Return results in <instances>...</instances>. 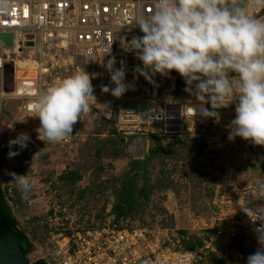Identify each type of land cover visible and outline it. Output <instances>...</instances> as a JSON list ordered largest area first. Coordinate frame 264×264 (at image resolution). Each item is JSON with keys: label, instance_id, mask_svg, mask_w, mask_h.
<instances>
[{"label": "rangeland", "instance_id": "1", "mask_svg": "<svg viewBox=\"0 0 264 264\" xmlns=\"http://www.w3.org/2000/svg\"><path fill=\"white\" fill-rule=\"evenodd\" d=\"M12 57L15 63L8 65L16 68V87L21 76L17 69L22 74L31 70L36 74L39 56L26 53ZM63 59L58 74L49 76L48 83L84 73L97 100L68 141L46 143L32 136L21 126L23 96L0 89V180L12 212L33 247L51 231L93 229L109 223L174 230L186 243L203 244L213 231L223 197L264 212V145L240 137L228 139L237 101L215 110L217 116L189 123L190 131L183 133L164 134L161 123L121 129L114 117H106L99 109L102 87L113 88L108 70L88 63L75 52L64 53ZM18 60L25 64L23 68L16 66ZM162 78L158 96L179 97L184 108L204 103L185 90V83L178 88L176 71ZM25 91L29 95L36 89ZM143 97L141 92L126 91L119 98ZM20 133L30 136L27 147L13 145L10 149L9 140ZM10 150L19 154L10 158ZM13 173L28 174L34 180L26 196L12 181ZM133 180L134 202L117 220L114 205ZM33 247L28 257L34 264ZM231 247L232 243L223 249L232 257ZM211 264L221 263L214 259Z\"/></svg>", "mask_w": 264, "mask_h": 264}, {"label": "built area", "instance_id": "2", "mask_svg": "<svg viewBox=\"0 0 264 264\" xmlns=\"http://www.w3.org/2000/svg\"><path fill=\"white\" fill-rule=\"evenodd\" d=\"M152 11V0H0V33L14 35L13 48H5L0 39V57L4 60L0 65L1 75L5 65L15 63L12 56L37 54L38 93L49 85V76L58 74L64 53L75 52L88 63L103 67L114 56L116 68L123 62L125 83L134 85V89L128 91L141 92L144 97L135 100L114 97L109 105L107 100L113 96L101 91L99 109L106 117H114L121 129H142L161 123L164 134L190 131L189 123L204 117L200 111L212 110L210 105L191 104L184 108L179 97L158 96L163 75L149 72L150 79L141 75L136 69L144 66L136 53L125 51L121 45L123 38L131 40L144 35L136 25V16L141 13L147 16ZM255 15L264 20V9H256ZM29 43L33 45H27ZM112 85L114 88L115 84ZM35 94L22 95L19 115L24 119L21 126L38 138L36 129L40 120L27 109ZM189 107H194L196 114ZM242 207V202L223 197L211 226L213 231L202 246L195 249L185 248L174 230L129 228L109 223L93 229L44 234L42 243L33 247L34 261L44 260L46 264H211L218 259L222 260L221 264H246L248 256L262 248L258 230H264V219L253 222ZM230 243L233 244L232 257L223 249ZM223 244H227L226 247Z\"/></svg>", "mask_w": 264, "mask_h": 264}, {"label": "clouds", "instance_id": "3", "mask_svg": "<svg viewBox=\"0 0 264 264\" xmlns=\"http://www.w3.org/2000/svg\"><path fill=\"white\" fill-rule=\"evenodd\" d=\"M152 7L150 15L136 16L144 35L121 40L122 48L142 61L144 67L136 71L149 79V72L179 73L185 90L210 105L212 110L201 109L202 116H217L213 110L237 101L228 139L264 145V20L255 15L256 9H264V0H152ZM115 64L113 56L104 65L115 87L105 85L102 91L119 98L134 85L125 83L123 62L119 68ZM93 102V85L88 75L78 72L36 93L27 109L40 120L38 138L59 143L93 110ZM29 139L20 133L9 140V148L24 149ZM18 154L8 153L10 158ZM12 181L25 196L35 183L28 174L13 173ZM242 208L253 222L264 219V212ZM258 231L262 248L249 255L246 264H264V230Z\"/></svg>", "mask_w": 264, "mask_h": 264}, {"label": "water", "instance_id": "4", "mask_svg": "<svg viewBox=\"0 0 264 264\" xmlns=\"http://www.w3.org/2000/svg\"><path fill=\"white\" fill-rule=\"evenodd\" d=\"M5 48L14 47L13 33H0ZM27 45L32 46L33 43ZM6 92L15 90V66L5 65L3 74L0 72V89ZM31 249L30 240L19 225H11L9 218L0 210V264H33L28 253Z\"/></svg>", "mask_w": 264, "mask_h": 264}, {"label": "trees", "instance_id": "5", "mask_svg": "<svg viewBox=\"0 0 264 264\" xmlns=\"http://www.w3.org/2000/svg\"><path fill=\"white\" fill-rule=\"evenodd\" d=\"M177 78L179 82L178 88H180L185 83V81H184V78L179 73H177ZM133 183H134V180L131 182L129 187L125 188L124 194H122V197L114 205L113 212L117 220H119L121 217L126 215V211L130 209V207L132 206V203L134 202L133 201V187H132ZM0 210L3 211L4 214L9 218L11 225H19L18 220L16 216L13 214L11 206L6 198V194H5L4 187L2 185L1 180H0ZM183 244L185 248L187 249H195V248L202 246L201 242L197 244L195 242L186 243L185 241H183ZM32 247L33 246L31 243L30 251L32 250ZM216 262L222 263V260L216 259ZM34 264H46V262L44 260H38Z\"/></svg>", "mask_w": 264, "mask_h": 264}, {"label": "bare ground", "instance_id": "6", "mask_svg": "<svg viewBox=\"0 0 264 264\" xmlns=\"http://www.w3.org/2000/svg\"><path fill=\"white\" fill-rule=\"evenodd\" d=\"M3 62H4L3 58L0 57V65L3 64ZM16 66L20 69V68H23L25 66V64L23 63L22 60H18L17 63H16ZM20 72L21 71H19L17 69V74L18 75L20 74L21 76H20V78L17 77L16 87H15V90H14L13 94L22 96V95H24L26 93L25 95H28L27 91H25V90L26 89L31 90L32 88H35L36 91H37L38 82L35 79V77H36L35 75L36 74L32 70L29 71V72L28 71L24 72L23 74L20 73ZM21 86H23V87H21ZM35 93L36 92H34V91L31 93V91H30L31 95H34ZM113 100H114V97H110L109 100H107V103H109V105H110L113 102ZM109 110H110V106H109Z\"/></svg>", "mask_w": 264, "mask_h": 264}]
</instances>
